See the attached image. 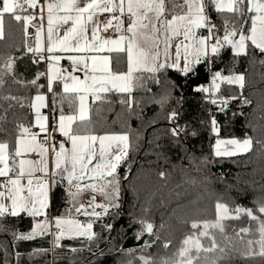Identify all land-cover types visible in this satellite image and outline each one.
<instances>
[{"label":"trees","instance_id":"1","mask_svg":"<svg viewBox=\"0 0 264 264\" xmlns=\"http://www.w3.org/2000/svg\"><path fill=\"white\" fill-rule=\"evenodd\" d=\"M180 11V8L176 9L177 13ZM211 16L219 26L218 35L223 36L225 18H231L232 14L212 11ZM32 36L33 28L25 30L23 22L17 23L5 15L4 38L0 39V72L5 73V84L0 89V116H6V119L0 121V141H7L10 150L23 127H28L29 133L34 131L32 101L36 95L48 96L51 131L53 120L58 121L61 108L66 115L77 112L78 108V99L74 100L76 95L65 93L58 84L49 91L46 63L36 66L33 61L34 55L39 54L32 49ZM117 55L111 54L113 71L126 72V55L119 54V59H115ZM9 61L11 69L7 67ZM261 61H264V55L258 50L249 48L247 56L234 57L231 49L226 47L221 49L214 65H197L196 75L190 73L185 76L169 68L167 72L158 74V84L146 79L143 87L137 86L131 93H102L99 94L105 98L102 100L91 96L88 119L74 123L73 130L82 135L129 136L128 156L117 170L121 177L119 210L111 208L110 214L99 220L86 217L88 221H94L92 230L98 233L93 241L83 237L65 238L58 248L52 246L49 234L36 235L29 240H14L13 232L29 234L35 221L25 215L5 217L3 223L10 230L0 231V264H128L129 261L141 264L140 256L150 257L152 264H179L182 259L180 250L187 247L183 244L186 238L199 239L202 248L210 246V241L200 237L199 233L203 230V222L216 220L215 205L218 201L230 209L239 206L255 210L259 203H264V63ZM209 67L212 71L208 70ZM214 71H221L225 76L229 73L243 74V90L237 85L223 83L219 92L213 94ZM135 75L148 77L152 74ZM13 77L19 83L14 82ZM201 88L209 91H199ZM241 92L251 101L250 104L232 99L240 97ZM8 96L19 98V102L3 99ZM129 97L132 98L130 110L128 104L120 103L121 99ZM212 99H217V103L213 104ZM220 99H227L228 104L221 105ZM70 101L73 102L72 109L69 108ZM172 110L177 111L178 116L170 121L167 117ZM213 117L219 137L238 140L250 137L252 150L237 156L214 157ZM174 125L182 128L179 136H173L170 131ZM53 133L57 134V130ZM56 181L52 187L48 215L73 216L75 213L69 205L65 180L60 178ZM117 211L119 215L115 214ZM141 220L153 224L155 235L145 232L137 239ZM193 221L201 226L193 229ZM224 223L237 229L251 225L253 233H241V236L245 241L258 238L256 222L247 216ZM104 224H112V230L103 229ZM209 230L220 241L218 231ZM227 231L234 237L235 250L229 252L230 259L220 264H264V257L242 255L249 251L247 245L235 238L232 227ZM146 240L155 242L144 249ZM165 242H168V247H164ZM39 249L49 251L39 252ZM129 249L136 251L128 254ZM253 250L258 252L259 246L255 245ZM189 254L197 255L195 247ZM219 255H222L219 249L214 252L201 249L200 258L193 264H213Z\"/></svg>","mask_w":264,"mask_h":264},{"label":"snow or ice","instance_id":"2","mask_svg":"<svg viewBox=\"0 0 264 264\" xmlns=\"http://www.w3.org/2000/svg\"><path fill=\"white\" fill-rule=\"evenodd\" d=\"M29 11V9H37ZM47 10L48 24V43L47 52H81V51H107L108 53L118 54L115 59H119V54L126 55L127 71L113 73L110 69V64L113 57L105 55L97 57L91 56L93 62L92 71H103L107 73V78H101L99 87L89 86L84 84L80 86V81L76 77H72L74 83L70 86L64 83V92L76 93L75 99L79 101L78 112L72 111L71 114H65L61 108L58 121L54 118L52 131L59 130L61 135L65 136L71 143V149L65 147V142H56L54 136L52 143L49 144L47 139L36 143V134H31V140H25L24 135L29 133L28 127H23L21 134L16 140V144L10 150L7 141H0V177H6L5 180H0V231H9L10 229L3 223L5 217H17L21 213L35 218L41 215L42 210L47 206V192L41 188L37 189L39 195L34 194L31 187L33 181L28 179L27 196H21L24 191L21 185V179L27 175L33 176L36 171H42L45 176L48 175V162L46 154L49 149L52 153V163L54 171L52 173V184H56L54 179L58 174L61 180L66 179L68 184V194L72 198V202L76 203V198L84 189L90 190L93 195L86 202L79 204L76 207V212L95 217L97 220L110 214L111 208H120V192H121V177L117 170L121 162L128 156L130 148L129 136L122 135H82L78 131L73 130V124L77 120L85 121L88 119L86 115L85 100L86 94L91 92L96 100L105 99L97 95V92L110 91L108 83L115 85L116 89L123 93H131L137 86L143 87L145 80H152L155 83L160 82L159 73L167 72L169 68L180 71L183 75L188 76L197 74V65L206 64L214 65L216 59L221 55V49L230 48L234 57L241 55L247 56L249 48L258 50L259 54L264 55V0H54V2L44 3L42 0H2L0 5V39L4 38L5 15L11 17L17 23L23 22L25 30L29 26L37 29V48L39 52L42 49L39 46L40 33L42 31L40 21L44 19L43 13ZM180 8L177 13L176 9ZM217 14L230 13L231 18H225L223 25V36L218 35L219 26L214 23L211 12ZM108 12L114 13L111 19L103 22V31L108 32L109 28H114L115 31L121 32L125 24L124 17L127 18V27L124 29L118 38L99 37L97 35L101 25L93 20L97 13ZM27 13V14H24ZM64 13L63 15H59ZM113 20L116 24L113 25ZM37 21V23H33ZM71 26L65 30L62 39L53 41L54 23L57 25ZM91 23V41L86 38L87 24ZM239 25V26H237ZM247 26V28H246ZM205 29L207 35H197L196 31ZM183 37L181 43L173 44L175 38ZM75 41V44L71 43ZM83 41V44H81ZM97 41H100L97 43ZM175 47V57L173 58L170 49ZM30 50H32L30 48ZM183 53V66L181 67V58ZM48 59L58 61L59 56H49ZM69 59L74 65L79 66L87 58L83 56H70ZM102 62L101 67L96 66L97 60ZM264 63V61H261ZM12 63L9 61L7 67L11 69ZM84 69L87 77V63H84ZM209 71L212 68L209 67ZM151 73L152 75L144 77L143 75H134V73ZM5 73L0 72V89H3ZM14 82L19 83L15 80ZM93 85L98 83L95 76L92 77ZM243 74L229 73L223 75L221 71L212 72V92H219L220 86L223 83L229 85H237L243 90L245 84ZM35 84V81H32ZM37 87H40L37 85ZM199 91L208 92L209 89L201 88ZM49 91H52L51 84ZM6 100H17V97H3ZM36 99L41 101L39 107L43 106V96H37ZM232 99H240L242 104L248 105L251 103L246 97H243L241 92L240 97H232ZM213 104L217 103V99H212ZM221 105H227V99H220ZM121 104H128L129 110L132 106V98L121 99ZM11 106V105H10ZM22 106V105H21ZM69 108H73V102L70 101ZM223 110V108L221 109ZM7 111L6 109L4 110ZM242 114V113H241ZM233 115H236L233 113ZM178 116V112L172 110L168 119L174 120ZM6 119V116H0V121ZM46 119V118H45ZM213 131H216V119L212 118ZM37 125L41 132H48L45 124L41 122L39 114H37ZM173 136H179L182 128L174 125L170 129ZM97 142L99 147L97 148ZM58 143V150H57ZM259 143V141L257 142ZM221 144H229L231 149L221 150ZM113 145L115 150L113 151ZM253 142L250 137H245L243 140L232 139L228 141L217 140L216 156H233L244 154L252 150ZM35 152L41 159L33 161L30 159L21 158L26 153ZM93 161H96L93 163ZM38 165L40 167H38ZM27 166V167H26ZM18 169V171H17ZM10 173H15L13 178ZM66 174V175H65ZM163 175V173H161ZM87 177L88 183L81 182ZM127 179V177H124ZM45 183L43 188H47ZM75 189V191H72ZM98 193L106 203H97ZM10 200L11 204L5 203ZM39 205V206H37ZM217 218L215 221L203 222V230L200 231V237H206L210 241V246L203 247L199 239L195 241V249L197 255L191 256V249L185 247L180 250L179 264H193L194 260H198L201 249L204 252H214L219 249V255L213 264H220L221 261L230 259L229 252L234 249V237L229 234L227 229L232 227V233L235 238L245 243L249 249L248 252L242 253L245 256L259 255L264 257V203H259L254 210L251 208H242L237 206L230 209L227 204L217 202L215 205ZM89 209H91L89 211ZM101 209V211H97ZM259 213V215H257ZM119 215V211L115 213ZM244 215L250 221L256 222L255 232L258 233L257 239L244 240L245 235L253 233L251 225L248 227H240L239 229L224 223L226 220H239ZM54 227L59 230L54 237V246L60 247V240L66 235L69 238L84 237L89 242L93 241L98 233L92 231L94 221L88 222L86 225L72 219L53 218ZM141 230L136 236L139 239L147 232L150 236L153 233V224L143 220L139 221ZM53 225L47 220L37 222L33 230L29 234H17L13 232V239L29 240L36 235L45 234L49 227ZM201 225L193 221L191 227L199 228ZM112 224H104L103 229L111 231ZM209 229L217 230L220 235V241L217 236ZM158 238V237H157ZM192 241V237H188L183 241L184 245H188ZM155 241H145L143 248H150ZM259 246V251H254V246ZM164 247H168V242H165ZM82 250V249H81ZM39 252H47L49 249H39ZM72 251H78L72 249ZM121 251H124L121 249ZM136 251L135 249L127 250V253ZM103 255V253H100ZM19 255V254H17ZM187 257L186 259H184ZM141 264H152L150 257L140 256L138 258ZM128 264H132L129 261Z\"/></svg>","mask_w":264,"mask_h":264},{"label":"crops","instance_id":"3","mask_svg":"<svg viewBox=\"0 0 264 264\" xmlns=\"http://www.w3.org/2000/svg\"><path fill=\"white\" fill-rule=\"evenodd\" d=\"M47 2H54L52 0H45L44 3H47ZM33 11L39 13V7L37 9H33ZM64 13H60L59 15H63ZM114 15V13H108V12H102V13H97L96 16L93 17V20L96 21L97 23H99L101 25V28L100 30L98 31L97 35L99 37H117L119 34H121L122 32H124V29H126L125 25L123 26V28L121 29V32H117L114 30H112V35L110 36H106L103 34V31H102V19H111L112 16ZM43 16H44V19L42 21H40V25H41V33H40V36H44L45 37V40H46V44H49L48 43V24H47V10L45 8V11L43 13ZM36 22V21H34ZM117 22L116 20H113V25H115ZM71 26V22H69L68 25H57L54 23L53 25V28H54V32H53V41H56L57 39H62L63 36H64V33H65V30L68 29L69 27ZM87 31H86V38L91 41V29H92V25L91 23L87 24ZM28 28H33V34H37V29L35 27H32V26H29ZM109 29H112V28H109ZM116 35V36H114ZM199 35V34H198ZM100 41H97V43H99ZM71 43L75 44V41H71ZM81 44H83V41H81ZM32 45H35L34 43V36H33V44ZM172 49V48H171ZM171 49H170V53H171ZM38 53V52H36ZM104 56L105 55H108V56H111L112 53H108L107 51H104ZM40 54V53H38ZM101 54V53H100ZM67 63H64L63 65H66ZM71 65V64H70ZM96 65L97 67H101L102 66V62L101 61H97L96 62ZM73 69V67H72ZM72 69L70 70H63V71H71ZM110 69L113 73H115L112 69V63L110 64ZM95 74L96 75H102V76H107L108 74L103 72V71H95ZM135 75V73H134ZM110 85V84H108ZM115 85L112 83L111 86H109V89H111L110 91H107V92H101V93H97V95L99 94H102V93H110V92H120L116 89V87L113 89ZM37 96H43L44 99H43V106L42 107H39V105L41 104V101H38L36 99ZM93 96V94H89L88 95V103H89V99L90 97ZM47 108H48V96L47 94H38L36 95L34 98H33V101H32V110H33V113H34V118H33V124H34V131L24 135V139L25 140H28L30 141L31 140V134H36L37 136V139H36V143H40L41 141H44L48 132H49V128H50V123H49V117H48V113H47ZM43 114V117H40V114ZM37 114H39V117L41 118V122L45 124L46 128L48 129V132H41L40 131V128L38 127L37 125ZM46 118V119H45ZM57 134L60 135V136H63L60 134V132H58L57 130ZM102 136V135H101ZM65 138V147L66 149L70 150L71 149V143L70 141L67 140V138L65 136H63ZM115 150V148L113 149V151ZM19 159L21 158H25V159H30V160H33V161H39L41 159V157L35 153V152H30V153H26L23 157H18ZM46 160L48 162V175L45 176L44 173L42 171H36L33 176L31 177H28L27 175H25L22 179H21V185L24 187V191L20 193L21 196H27V188H28V184H27V181L29 178L32 179L33 183L31 185L32 189H33V192L34 194L36 195H39V193L37 192V189L38 188H41L43 191H46L47 192V206L46 208H44L42 210V213L41 215H38L36 216L35 218L27 215V213H21L19 216L21 215H25V216H28V217H31L34 219L35 221V224L37 223L36 222V219H40V221H43L47 218V220H51L49 221L51 225V227H49L48 231L45 233V234H50L52 231H54L56 228L54 227V219L53 218H63V219H66L68 217H72V218H78L79 220L81 221H88L86 218L83 217L82 214L78 213V212H75V214L73 216H67V217H54V216H49L48 215V212L50 210V206H51V196H52V187L54 184H52V173L54 171V167H53V163H52V160H53V157H52V153H51V150L49 149V152L46 154ZM27 167V166H26ZM38 167H40L38 165ZM58 174V172H57ZM10 175L13 176V178H15V174L13 173H10ZM7 179L6 177H0V180H5ZM47 183L48 184V187L47 188H43V185ZM94 193H92L91 191H87L83 196H81L80 200H79V203H78V206L79 204L81 203H84L86 205V202H87V199L93 195ZM96 197H97V203H106V201H104L102 199V197H100L98 194H96ZM101 198V199H100ZM5 203L7 204H11V201L10 200H6ZM39 206V205H37ZM91 209H89L90 211ZM83 217V218H82ZM39 221V222H40ZM90 222V221H89ZM34 224V226H35ZM43 234V235H45ZM66 237V236H64Z\"/></svg>","mask_w":264,"mask_h":264},{"label":"rangeland","instance_id":"4","mask_svg":"<svg viewBox=\"0 0 264 264\" xmlns=\"http://www.w3.org/2000/svg\"><path fill=\"white\" fill-rule=\"evenodd\" d=\"M200 30H205V29H200ZM197 31H196V34H197ZM119 35L117 37H111V38L112 39H116V38L119 37ZM204 35H207V34H204ZM33 36H34L35 45H32V49H33V51H35V49L37 48V43H38L37 42V34L34 33ZM33 36L31 38L32 44H33ZM182 41H183V37L180 36V37L175 38L173 44L175 45L177 43H181ZM39 46L42 49V51H39L38 53H40L43 61L47 65V82H48V86L51 84V87H52L55 84H58L60 86V88L64 91V83H68L71 86L74 83V81L72 80V77H76L80 81V86L81 87L84 84H87L89 86H94V87L98 88L99 87V82L101 81V78H107V76L96 75L95 72L92 71L93 62L90 59V57L93 56V55H95L97 57L104 56V53H103L104 51H101V52H95V51L59 52V51H54L52 53H48L46 49L49 46V44H46V40H45L44 36H40ZM35 52H37V51H35ZM171 55H172L173 58L175 57V47L174 46L171 49ZM49 56H59L60 59L58 61L53 60V59H48ZM70 56H83V57H86L87 59L85 61H83L79 66H77V65H74L72 63V61L69 59ZM97 61H100V60L98 59ZM64 63L71 64L73 69L71 71H63L62 70V65ZM84 63H87V77H86V71L84 69ZM182 66H183V53H182V58H181V67ZM93 76H95L97 78L98 83L96 85H93V81H92V77ZM108 84H110V85H108V87L112 85L111 82H109ZM114 88H115V86L113 87L112 90H114ZM69 93H73V92H69ZM97 93H101V92H97ZM73 94L77 95L76 93H73ZM89 94H92V93L91 92L87 93L86 94V100H85L86 115L88 117H89V103H88V95ZM78 107H79V101H78ZM77 112H78V108H77ZM40 117H43L42 113L40 114ZM78 121L79 120H77L76 122H78ZM215 128H216V131H213V126H212V134L214 136L212 150H213L214 157H216V158L231 157V156H216L215 155L216 146H217V140L228 141V140L235 139V138H221V137H219L218 136V128L216 126H215ZM58 132H59V130H58ZM96 147L97 148L99 147L98 142H97ZM232 147L233 146L229 145V144H221L220 145L221 150L226 149V148L227 149H231ZM114 148H115V145H113V149ZM238 155H242V154H238ZM233 156H237V155H233ZM95 162L96 161H93V163H95ZM60 178L61 177H60L59 174H56L55 177H54L55 180H59ZM64 180H65V183H66V188L68 189L69 186L67 184V180L66 179H64ZM88 182L89 181H88V179L86 177L85 180L82 181L81 183L84 184V183H88ZM72 191H75V189H72ZM87 191H90V190L84 189L82 191V193L76 198V203L75 204L72 202V198L70 197L69 205L74 210V213L76 212L75 209H76V207H78V203H79V200H80L81 196H83ZM96 194H98V193H96ZM83 217L86 218L87 216L83 215ZM66 219H72V220L78 221L79 223H81L83 225H86L89 222V221H84L83 222V221L79 220L78 218H72V217H68ZM48 221H51V220L49 219ZM58 231L59 230L55 229L54 231H52L49 234L51 236L52 246L53 247H55L54 246V237L58 233ZM65 238H69V237L68 236L63 237L61 240L65 239ZM75 238H78V237H75ZM61 240H60V242H61ZM195 241L196 240L192 239V241L187 245V248H189V249L194 248L195 247Z\"/></svg>","mask_w":264,"mask_h":264},{"label":"built area","instance_id":"5","mask_svg":"<svg viewBox=\"0 0 264 264\" xmlns=\"http://www.w3.org/2000/svg\"><path fill=\"white\" fill-rule=\"evenodd\" d=\"M45 0H42V2H44ZM52 1H54V0H52ZM108 19V18H107ZM107 19H102V29H103V22L104 21H106ZM125 27H127V18L125 17ZM112 30H113V28L112 29H109L108 30V32H104L103 30V34L104 35H106V36H110V35H112ZM198 34H201V35H203V34H205V31L204 30H198ZM114 36H116V35H114ZM33 61H34V64L36 65V66H38L40 63H42L43 62V59H42V57H41V55H34V57H33ZM62 69L63 70H70V69H72V65H70V64H66V65H62ZM176 119V118H175ZM54 136V138H55V141L56 142H60V141H64V142H66L65 141V138L63 137V136H60V135H58V134H54L52 131H51V129L49 128V132H48V134H47V136H46V138L45 139H47V141H48V143L49 144H51L52 143V137ZM57 150H58V143H57ZM97 211H101V209H97ZM40 221V219H36V222H39Z\"/></svg>","mask_w":264,"mask_h":264},{"label":"water","instance_id":"6","mask_svg":"<svg viewBox=\"0 0 264 264\" xmlns=\"http://www.w3.org/2000/svg\"><path fill=\"white\" fill-rule=\"evenodd\" d=\"M35 24V22H33ZM28 45H29V42H28Z\"/></svg>","mask_w":264,"mask_h":264}]
</instances>
